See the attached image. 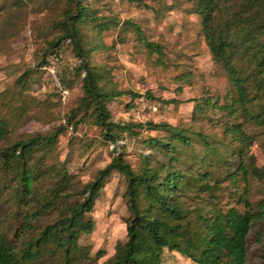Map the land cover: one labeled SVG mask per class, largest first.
I'll list each match as a JSON object with an SVG mask.
<instances>
[{"label": "trees", "instance_id": "1", "mask_svg": "<svg viewBox=\"0 0 264 264\" xmlns=\"http://www.w3.org/2000/svg\"><path fill=\"white\" fill-rule=\"evenodd\" d=\"M130 1L147 5L144 0ZM190 1L200 34L228 83L223 96L191 99L192 120L198 125L211 120L221 134L165 121L114 120L109 102L124 93L131 100L138 94L110 86L106 65L92 60L102 46L100 39L86 38L83 29H94L98 38L121 27L149 52L160 54L164 46L149 41L132 19L120 23L90 0H65L57 22L60 34L48 43L35 69H26L15 83L23 93L32 86L35 70H43L47 57H59V48L70 42L79 61L70 72L80 79L83 94L69 110L67 123L76 129L91 121L100 128L103 141L115 144V153L92 180L82 183L64 161L43 166L36 157L38 151L46 154L55 146L62 126L9 141V122L0 116V203L8 206L0 212V264H86L89 251L79 239L94 229L91 212L112 172L125 180L126 239L101 264H163L165 249L195 264H248L251 235L258 240L264 236V200L253 205L246 189L237 199L242 210L223 208L220 200L224 180L234 183L252 174L264 184V166L246 160L253 137L244 130L250 124L264 135V0ZM69 81L62 75L64 88ZM212 112L219 115L213 119ZM142 130L163 134L141 139L148 152L139 155L133 168L117 142L136 139ZM49 174L54 178L43 190L40 179Z\"/></svg>", "mask_w": 264, "mask_h": 264}, {"label": "rangeland", "instance_id": "2", "mask_svg": "<svg viewBox=\"0 0 264 264\" xmlns=\"http://www.w3.org/2000/svg\"><path fill=\"white\" fill-rule=\"evenodd\" d=\"M90 2L102 14L113 15L120 23L132 19L149 41L164 46L160 54L149 52L130 31L121 27L104 31L98 38L94 29H83L86 38L97 42L100 39L102 46L93 54L92 60L106 65L110 86L138 94L133 100L127 93L112 99L108 104L112 118L122 122L165 121L194 129L201 126L206 132L221 134L211 125V120L200 122V125L192 120L191 99L223 96L228 91V83L200 34V21L191 11V1L144 0L145 6L130 0ZM65 6V0H0V116L9 122V141L49 133L62 126L55 146L46 154L38 151L36 157L41 158L43 166L55 167L64 161L68 172L84 183L92 180L112 159L115 144L103 141L100 128L89 120L76 129L67 123L69 110L78 105L83 94L80 79L73 78L70 72L79 62L71 43L65 41L59 48L56 68L60 82L62 75L70 79L65 87L68 90L65 97L45 66L43 70H35L32 86L23 93L15 83L26 69H35L48 43L60 34L57 22L62 19ZM140 97L144 98V107ZM152 106L156 110H152ZM218 115L212 112L211 118ZM244 130L253 137V143L245 152L246 160H253L257 167L264 166V135L250 124ZM162 134L142 130L136 139L119 140L117 147L123 150L125 160L136 168L139 155L148 152L142 147L141 139ZM53 178L50 174L42 176L40 188H48ZM236 180L234 183L222 182L221 207L236 206L242 210L237 199L245 189L253 205L264 200V184L256 176L249 174L244 178L241 175ZM124 189L123 176L112 172L96 198L91 212L94 229L79 239L89 251L86 264H101L113 255L115 246L126 239L128 212ZM6 210L8 206L0 203V212ZM249 244L248 264H264V236L258 240L253 233ZM98 252L101 253L99 257ZM163 257V264H195L167 249Z\"/></svg>", "mask_w": 264, "mask_h": 264}, {"label": "built area", "instance_id": "3", "mask_svg": "<svg viewBox=\"0 0 264 264\" xmlns=\"http://www.w3.org/2000/svg\"><path fill=\"white\" fill-rule=\"evenodd\" d=\"M57 61H58L57 56H54V55L50 56L44 68L52 75L55 85L60 89L63 97H65V95L68 93V90L61 85V82L57 76V71H56ZM139 101H140L141 106L144 107L145 105L144 98L140 97ZM152 110H156V107L152 106Z\"/></svg>", "mask_w": 264, "mask_h": 264}]
</instances>
